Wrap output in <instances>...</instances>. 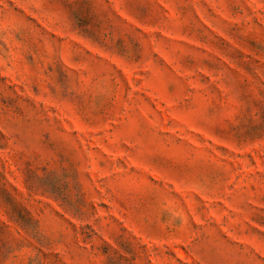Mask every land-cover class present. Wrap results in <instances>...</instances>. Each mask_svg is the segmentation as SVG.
I'll use <instances>...</instances> for the list:
<instances>
[{"label": "rangeland", "instance_id": "obj_1", "mask_svg": "<svg viewBox=\"0 0 264 264\" xmlns=\"http://www.w3.org/2000/svg\"><path fill=\"white\" fill-rule=\"evenodd\" d=\"M0 264H264V0H0Z\"/></svg>", "mask_w": 264, "mask_h": 264}]
</instances>
